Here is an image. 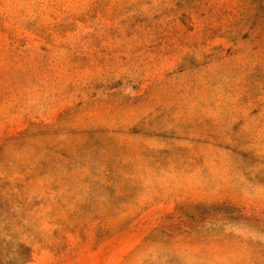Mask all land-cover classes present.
Instances as JSON below:
<instances>
[{"label": "rangeland", "instance_id": "obj_1", "mask_svg": "<svg viewBox=\"0 0 264 264\" xmlns=\"http://www.w3.org/2000/svg\"><path fill=\"white\" fill-rule=\"evenodd\" d=\"M27 261L264 264V0H0V264Z\"/></svg>", "mask_w": 264, "mask_h": 264}, {"label": "trees", "instance_id": "obj_2", "mask_svg": "<svg viewBox=\"0 0 264 264\" xmlns=\"http://www.w3.org/2000/svg\"><path fill=\"white\" fill-rule=\"evenodd\" d=\"M21 247V246H20ZM26 264H30V261H27Z\"/></svg>", "mask_w": 264, "mask_h": 264}]
</instances>
